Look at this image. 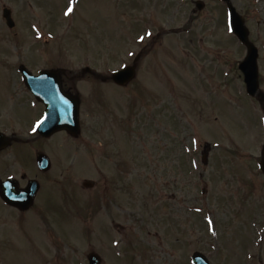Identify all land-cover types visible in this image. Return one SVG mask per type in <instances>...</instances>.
Masks as SVG:
<instances>
[{
  "label": "rangeland",
  "instance_id": "1",
  "mask_svg": "<svg viewBox=\"0 0 264 264\" xmlns=\"http://www.w3.org/2000/svg\"><path fill=\"white\" fill-rule=\"evenodd\" d=\"M135 1L0 0V63L38 62L29 27L37 15L56 30L47 36L52 67L78 75L90 70L73 83L81 98L79 136L57 133L46 142L52 167L45 178L59 184L42 185L37 220L29 213L5 230L0 264H87L90 252L101 264H192L195 253L209 264H264V177L258 169L264 124L244 111L236 91L245 52L222 27L224 7L201 0L199 13L180 0L173 13L167 5L159 8L145 31L141 10L149 2ZM231 3L251 35L253 10L264 16V0ZM4 6L16 21L18 42L4 28ZM192 9L190 32L164 34L184 29ZM198 38L204 48H197L209 54L194 48ZM13 49L18 56L10 54ZM138 54L131 83L118 87L107 80ZM223 80L229 86L225 99ZM206 82L213 95L193 96ZM38 112L26 106L4 113L3 124L29 140L3 153L10 166L5 174L20 188L26 183L22 173L26 180L33 176L34 152L41 149V142L31 143ZM84 180L95 186L83 189Z\"/></svg>",
  "mask_w": 264,
  "mask_h": 264
},
{
  "label": "flooded vegetation",
  "instance_id": "2",
  "mask_svg": "<svg viewBox=\"0 0 264 264\" xmlns=\"http://www.w3.org/2000/svg\"><path fill=\"white\" fill-rule=\"evenodd\" d=\"M189 1L190 4L194 2L193 0ZM148 2V6L151 3V8L153 11H148V6H146L147 8L145 7L143 10H141V13L145 12L142 22L148 19L149 22H152L153 17L157 15V13L155 14V12H157L159 8L163 9L167 5V9H169L173 13L175 12L174 9H178L179 5V0H148ZM190 13L191 15L188 17L189 24H191L192 22L193 14L196 15L194 10H191ZM252 20L255 24V28L252 29L251 42L253 43L257 51V92L253 97L247 95L245 84L243 81V75L239 71L237 74L238 82L237 84L235 82L234 83L236 84V91L239 94L240 100H243V102L245 103L246 108L244 109V111L247 114L253 115L257 118H264V16L260 17L259 14L255 15V11L253 10ZM29 21V27L32 32V50L33 53L38 54V62L26 64L0 63V185L2 184V182H5L10 178H14L10 174H5V172L10 168V166H8L5 162L3 153L6 151L7 148H10L13 145L15 147H18L20 144L25 142V140L16 136L17 132L15 129L6 127L3 124L5 117L4 113L10 114L12 110L15 109V107L25 108L26 106H29L30 108L38 107V114L42 116L46 109L45 103L47 100L52 99V97L55 96L66 97L67 94L75 96L79 102V95L73 92V83L74 80L78 81L80 78H82V75L69 74L66 72L65 69L61 67H52L50 60L51 56L48 57L49 52H47V46L49 43L47 36L52 34V29L51 27L49 28L48 26H46L47 23H44L41 20L40 16L33 15L31 16ZM14 23L15 25L10 29L6 28L5 26L4 28H6L9 33H12V41L18 42L19 39L16 38L17 24L15 20ZM191 27L192 25L188 26L187 24L184 29H172L171 32L173 35H179L184 31L191 29ZM222 27L223 29L225 27L224 21ZM4 28L2 27V33H6V30ZM10 54L13 56H18L17 49H13ZM32 60H34V57H32ZM22 67H25L27 72L30 74L29 76L32 78V80L29 82V86L26 85L22 78L23 75L20 73V69ZM52 73L57 76V80L54 81L55 90L51 88V85L53 84V80L51 78ZM222 76L224 77V79H226L224 70L220 71L221 79ZM209 88H212V85L209 82H206L204 85L196 87L193 90L192 94L195 97H201L203 94L204 97L209 96ZM221 88V97L225 99V97L227 98L229 96L228 81L227 83L224 80L221 81ZM231 89L234 92V89ZM197 90L198 94H195L197 93ZM1 97L5 99L9 105H2ZM3 134L8 135V139L11 141L10 146L6 149H1ZM34 140L38 141L37 143H42L40 145L41 149H38L36 151V154H40L44 152V150H46V147L48 145L46 142L50 141V138L43 139L36 136ZM126 166L127 162H124L123 166H118V170L120 171L123 167ZM32 173V179L38 181V189L36 194L33 196L31 206L27 210L21 211V209H19L16 205L14 206L9 202L4 201L1 196L3 187L0 189V259L3 252V243L8 240V237L5 236V230H11L15 228L17 224L16 220L22 217H28L29 213H33L34 215H36V217L43 214V205L42 202H40L43 197L41 195L42 185L44 184V182L51 183L52 180L50 178L51 182H49L47 178H45V174L39 173L35 170H32ZM20 179L22 181H26L25 185L27 184V182H29V180H26L24 173H22ZM118 180L121 181L120 176L118 177ZM10 182L11 188L8 189L14 197H17V192L19 189H21L19 181L12 180ZM57 184H59V182H57ZM124 191L128 192L126 188H124ZM39 197L41 198L39 199ZM58 197L60 199V202L61 200H64L63 194L61 195V197L58 195Z\"/></svg>",
  "mask_w": 264,
  "mask_h": 264
},
{
  "label": "water",
  "instance_id": "3",
  "mask_svg": "<svg viewBox=\"0 0 264 264\" xmlns=\"http://www.w3.org/2000/svg\"><path fill=\"white\" fill-rule=\"evenodd\" d=\"M227 2L229 6V24L233 33L237 36V38L246 45L248 49L247 57L243 63L240 64V68L245 74V82L247 85V90L252 94L255 90L256 78H255V68H256V52L253 45L248 41V32L243 24V19L239 17L234 8L230 5L228 0H223ZM198 9H201V5L197 4ZM9 11L3 10V17L6 19L9 26L12 24L9 22ZM135 63L127 68H124L120 71H117L112 74L111 79L117 85H126L129 83L135 76ZM57 80V79H56ZM254 94V93H253ZM58 111H63L62 116L54 115ZM48 111L45 119L43 120L42 126L39 128V132L42 136H49L56 131L66 130L71 135L75 136L79 132V124H78V105L72 97H68V99L62 97L58 100V103L55 105L54 109ZM7 144L4 143L3 146ZM203 162H206V153L203 154ZM38 168L42 171H47L49 169V163L44 156H39L37 158ZM260 170L264 174V146L262 148V159L259 165ZM85 187H90L91 183L85 182ZM29 188H26L24 194L21 195L25 200H29L28 196ZM30 202V201H29ZM89 264H100V258L96 254L88 255ZM193 264H209L204 256L199 253H196L192 256Z\"/></svg>",
  "mask_w": 264,
  "mask_h": 264
},
{
  "label": "snow or ice",
  "instance_id": "4",
  "mask_svg": "<svg viewBox=\"0 0 264 264\" xmlns=\"http://www.w3.org/2000/svg\"><path fill=\"white\" fill-rule=\"evenodd\" d=\"M141 39H143V37H141ZM39 123H43V121H41V122H39ZM37 126H39V124H38Z\"/></svg>",
  "mask_w": 264,
  "mask_h": 264
}]
</instances>
